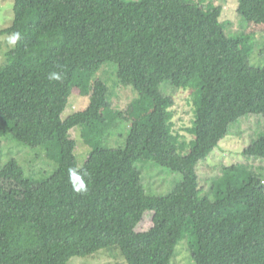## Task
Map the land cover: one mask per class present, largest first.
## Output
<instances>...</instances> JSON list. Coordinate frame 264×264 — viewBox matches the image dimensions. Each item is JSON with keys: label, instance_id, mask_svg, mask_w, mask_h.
<instances>
[{"label": "trees", "instance_id": "obj_1", "mask_svg": "<svg viewBox=\"0 0 264 264\" xmlns=\"http://www.w3.org/2000/svg\"><path fill=\"white\" fill-rule=\"evenodd\" d=\"M229 1L14 0L0 30L19 34L0 63V158L11 155L0 165V264H70L114 249L128 264H173L183 243L195 264H264V165L225 166L208 190L198 174L234 124L264 119V41L244 25H264V0H238L236 32L221 23ZM180 75L195 93L192 139L175 129V100L162 90ZM121 87L136 92L126 135L123 119L107 116ZM74 91L88 106L64 118ZM75 128L90 148L82 166ZM14 141L53 168L25 177L26 195L6 184ZM242 155L264 162V134ZM141 190L163 203L148 226L144 205L123 220ZM216 216L236 250L215 251Z\"/></svg>", "mask_w": 264, "mask_h": 264}, {"label": "rangeland", "instance_id": "obj_2", "mask_svg": "<svg viewBox=\"0 0 264 264\" xmlns=\"http://www.w3.org/2000/svg\"><path fill=\"white\" fill-rule=\"evenodd\" d=\"M237 8L238 0H230L225 6L221 18L222 25H230L229 28L231 29V32H236L241 28L242 23L240 24ZM13 20L14 0H0V30L10 27ZM245 23L244 25L249 29L250 33L254 34L260 42L264 41V25H247L248 23ZM14 40L15 39L11 34L0 35L1 64L5 62L4 52L14 44ZM185 83V77L180 75L176 77L173 82L164 84L162 90L165 95L172 97L175 100V106L173 108V122L175 129L185 135L187 139H192L193 137L187 129L193 125L194 121L195 93L194 90L185 85ZM135 96L136 92L132 88L121 87L111 98V109L107 116L111 118L114 115H119L123 119V124L120 128L123 135H126L130 130L132 120L131 105ZM52 101L54 103L57 102V96L55 94L52 95ZM88 103V98L80 96L75 91L72 92L69 97L66 111L63 114L64 118L79 110L86 109ZM79 129L80 128L73 129L71 134L77 141L78 162L80 166H82L88 157L90 148L81 139ZM261 134H264V119L260 116L250 115L234 124L232 129H230L229 136L222 140L220 146L213 151L207 161L201 163L198 167L200 184L202 186L206 184L205 187L208 190L211 179L217 177L223 171L225 166L233 164H242L246 166L254 165L255 167L263 166L264 162L253 160L242 155L243 149L253 143ZM12 143H14L15 146L7 147L5 152L13 153L14 155L16 154V163L11 171L9 181L6 184H14H11V186L17 187L23 195H26L33 187L29 181H26L25 177L39 178L47 176L53 172V168L48 165L46 160L38 156V153L30 151L27 148L21 150L15 141ZM16 151L17 153H15ZM8 155L9 156H5L4 158L3 154L1 155L0 165L5 163V161L11 157L10 154ZM166 171L169 172V170ZM257 173L264 181V167L259 169ZM163 174V176H160L161 184H165L169 180V177L167 176L168 174L166 172ZM178 177L179 180L181 175H178ZM143 205L153 213V215H150L149 221L146 222L144 226H148L160 217L163 205L162 199L160 197L148 198L147 195L143 193V190H141V195L136 205L132 210L123 215V220L125 222L133 220L137 211ZM212 223L213 233L216 239L215 251L218 253L236 250L238 245L228 226L217 216L212 218ZM108 251L109 250H101L98 253L85 258L74 257L71 259L70 264H128L119 249L111 250V252ZM173 264H195L193 256L188 251L185 243L179 246L178 256L175 258Z\"/></svg>", "mask_w": 264, "mask_h": 264}, {"label": "clouds", "instance_id": "obj_3", "mask_svg": "<svg viewBox=\"0 0 264 264\" xmlns=\"http://www.w3.org/2000/svg\"><path fill=\"white\" fill-rule=\"evenodd\" d=\"M14 38L18 39L19 38V34L16 33L14 34ZM70 176H77V178L79 179L77 173L75 172V170H70ZM84 189V184L80 183L79 186L76 188L77 191L83 190Z\"/></svg>", "mask_w": 264, "mask_h": 264}]
</instances>
